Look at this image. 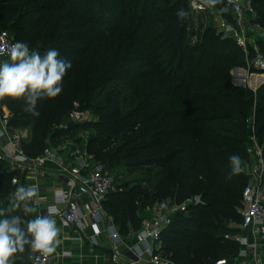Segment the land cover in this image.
I'll return each mask as SVG.
<instances>
[{
	"label": "trees",
	"instance_id": "obj_1",
	"mask_svg": "<svg viewBox=\"0 0 264 264\" xmlns=\"http://www.w3.org/2000/svg\"><path fill=\"white\" fill-rule=\"evenodd\" d=\"M87 3L102 8L92 7L87 15ZM250 7L257 15L255 23L264 29V0H250ZM181 8L189 12L186 19L177 16ZM98 11L112 14V21L107 23L105 14L96 15ZM192 13L189 0H1L0 30H8L15 41L41 55L55 48L72 62L62 93L38 102L39 117L23 111L22 100L4 98L1 103L9 111L8 125L28 131L23 140L28 156L65 138L78 143L80 129L89 127L97 135L88 140L87 151L107 171L125 158L148 154L145 164L153 165L157 176L151 191L139 185L110 190L105 211L127 238L151 214L152 208L142 211L147 202H180L198 195L202 204L176 213L162 232L160 253L170 264H216L239 253L238 242L227 234L240 232L239 227L219 219L237 215L247 181L241 173L230 175V156L247 161L252 135L264 155V94L257 100L246 87L231 82V69L244 63V51L234 40L209 28L200 40L191 41ZM258 52L264 55L263 43H258ZM156 75L160 80L153 88L145 80ZM115 81L119 85L108 89L107 84ZM135 83H140L136 94L149 98L143 109L153 108L140 121H131L134 114H120V86ZM75 104L90 107L96 119L70 121ZM251 108L253 132L248 136ZM123 131L133 138L113 147L124 138ZM14 178L19 182L13 184ZM20 185H26L24 173L0 168V207H7L10 194ZM13 260L32 264L27 246Z\"/></svg>",
	"mask_w": 264,
	"mask_h": 264
},
{
	"label": "built area",
	"instance_id": "obj_2",
	"mask_svg": "<svg viewBox=\"0 0 264 264\" xmlns=\"http://www.w3.org/2000/svg\"><path fill=\"white\" fill-rule=\"evenodd\" d=\"M246 3L247 0H224L221 8L216 5L212 9L204 0H189V7L193 13L218 11L221 31L227 34L235 27L224 17L227 15L236 23L242 22ZM236 36L238 44L244 45L243 40ZM15 42L8 30H0V62L9 59L8 51ZM253 66L255 69H264V60L257 58ZM8 119L9 111L0 99V166L4 170L24 174L44 172L48 162L56 164L50 173L61 185L52 190L49 203L45 207L40 204L35 215L45 214L48 207L53 206L57 210L54 218L65 225L77 231L91 226L93 235L90 241L93 243L102 233H107L110 245L107 264H170L160 253L161 234L171 224L176 213H185L188 208L202 204L200 196H189L180 202L166 200L156 203L150 211V217L141 221L139 229L123 238L103 207L106 195L113 186V176L87 151V145L79 146L75 140L67 138L57 145L46 146L39 155L31 157L23 149L24 135L11 128ZM69 119L74 123L82 122L78 112H71ZM252 156L251 167H246L251 180L243 187L241 194L240 232L232 237L239 244V253L227 264H264L262 255L255 251L249 254L247 250L248 247L255 248L248 240L249 235L252 238L264 237V155L259 145L254 147ZM14 180L19 182L14 178L12 183ZM68 254L63 252L62 256ZM29 259L32 264H50L52 254L32 253L29 249Z\"/></svg>",
	"mask_w": 264,
	"mask_h": 264
},
{
	"label": "clouds",
	"instance_id": "obj_3",
	"mask_svg": "<svg viewBox=\"0 0 264 264\" xmlns=\"http://www.w3.org/2000/svg\"><path fill=\"white\" fill-rule=\"evenodd\" d=\"M221 2L204 0L212 9ZM177 16L186 19L189 12L181 8ZM8 56V60L0 62V99L22 100L23 111L39 117L38 102L54 99L62 93L63 78L72 67V62L61 58L55 48L41 55L38 51L30 50L23 41L12 44ZM229 161L230 175L243 171L239 155H231ZM44 199L39 195L38 185H20L10 194L7 207H0V264H14L13 258L17 254H24L26 246L32 253L39 252L46 256L56 251L61 231L54 218L56 208L49 206L45 214L28 218L37 213Z\"/></svg>",
	"mask_w": 264,
	"mask_h": 264
},
{
	"label": "rangeland",
	"instance_id": "obj_4",
	"mask_svg": "<svg viewBox=\"0 0 264 264\" xmlns=\"http://www.w3.org/2000/svg\"><path fill=\"white\" fill-rule=\"evenodd\" d=\"M1 1V0H0ZM87 7V8H86ZM92 7H95L96 11L98 9L102 8V5L96 4V6H93V4L87 3L85 8L87 11V15H90V11ZM100 7V8H99ZM98 8V9H97ZM98 16L102 17L105 13H101V11H98ZM199 12H194L191 14V27H190V39L192 42H196L201 39L203 33L205 30L212 28L215 33L222 34L223 38L228 37L235 41V43L241 47L244 51V63L243 65L239 67H235L231 69L230 71V80L233 84L246 87L250 92L254 94V98L258 100V98L262 97L264 94V69H255L254 68V62L257 58H261L264 60V55L260 54L258 52V43L264 44V29L255 23L256 19V12H254L250 7V0H247L246 3V9L245 13L243 14V21L242 22H235L233 19H231L230 16L224 17V20L228 23H231L235 30L225 34L221 31V23H220V14L218 11L214 10L213 12H201V18H196V14ZM106 15V16H105ZM105 18L107 23L112 21V14H105ZM236 35L240 37L244 45L238 44L236 41ZM250 48H253V52L249 50ZM117 46L113 45V50L116 52ZM122 53V52H121ZM120 53V54H121ZM117 60V59H116ZM6 61V60H5ZM117 72V71H116ZM118 74V72H117ZM120 76V74H118ZM243 76V77H242ZM160 80L159 75L154 76L153 78H149L148 80H145L148 85H152L154 88L157 86V82ZM142 83V82H140ZM140 83H135L131 86H123L121 85L120 88L122 89L120 94V100H121V116H126L129 114H134V118L132 120L140 121L144 118H146L148 115L152 113V109L150 108L148 110L143 109L146 105L149 103V98H146L144 95H137L136 91ZM114 84L119 83L117 81L108 83L107 88L110 89ZM146 93V91H145ZM144 96V98H143ZM162 98H159V101H162ZM264 103V100L262 101ZM140 105H142L140 107ZM254 108V107H253ZM251 108L248 110V121H247V129L248 131L251 130V134L253 132V116H254V109ZM78 112L80 113L82 122L85 121H94L96 117L93 115L91 108L88 107L87 109H80L79 105L75 104L73 109L69 112ZM68 114V116H69ZM81 122V123H82ZM144 125V124H142ZM138 125V129H142L143 126ZM79 139L78 141L79 146L85 147L88 145V140L91 137H94L97 135V132L94 128H83L79 131ZM122 135L123 139H118L115 142H113V147H118L120 145H124L126 141L133 138L131 132L129 131H123ZM122 137V136H121ZM119 137V138H121ZM25 139V138H24ZM75 139V138H74ZM73 139V140H74ZM66 140L63 139V141ZM249 143H247L249 148V158L247 161L242 162L243 171L241 174H243L246 178V184L250 182L251 176L248 175V172H246V167L249 165L251 167L252 160H253V150L254 147L259 145L256 141V138L252 135V137H249ZM62 142V141H61ZM51 144H48L50 146ZM262 147V145H259ZM130 147H128L125 151H128ZM148 157V154H144L135 158H125L120 163L113 166L112 169L109 170L110 174L113 176V186L111 188V191H116V189H130L132 187H135L139 185L142 190L146 192H150L154 183L156 182L157 176H154V173L156 171L155 167L153 165L145 164L147 162L146 158ZM1 168V167H0ZM155 169V170H154ZM155 204H150L147 202L143 208V213H149L152 206ZM142 217L144 215H141ZM150 214H146L143 218H149ZM221 223H226L229 225V227H236L240 223V212L239 208L237 209V215L234 217L226 218V219H219ZM228 235L234 237L236 236L235 232H228ZM28 249V248H27ZM29 252V249H28ZM217 262L216 264H218Z\"/></svg>",
	"mask_w": 264,
	"mask_h": 264
},
{
	"label": "crops",
	"instance_id": "obj_5",
	"mask_svg": "<svg viewBox=\"0 0 264 264\" xmlns=\"http://www.w3.org/2000/svg\"><path fill=\"white\" fill-rule=\"evenodd\" d=\"M200 14L197 13L195 15L197 19L202 17ZM6 110L8 109L6 108ZM17 130L25 138L27 137L28 131L26 129ZM55 166V163L48 162L44 172L31 171L24 174L25 184L28 186L38 185L39 195L45 197L40 203L42 207L49 203L52 190L61 185V182L50 173ZM0 167L2 168V166ZM34 216L35 213L32 214L31 218H34ZM56 222L61 229L59 234L60 243L52 254L50 264H107L110 254V245L106 237L107 233H102L97 238L96 243H93L90 241L93 235L91 226H87L83 231H77L75 228L65 225L61 220H56ZM248 240L255 245V248L248 247V253L251 254L255 251L256 254L264 257V237L252 238L249 235ZM63 252L69 253L68 256H62ZM235 257H226L220 260L218 264L231 263Z\"/></svg>",
	"mask_w": 264,
	"mask_h": 264
},
{
	"label": "water",
	"instance_id": "obj_6",
	"mask_svg": "<svg viewBox=\"0 0 264 264\" xmlns=\"http://www.w3.org/2000/svg\"><path fill=\"white\" fill-rule=\"evenodd\" d=\"M247 135H248V136H250V135H251V130H249V131H248Z\"/></svg>",
	"mask_w": 264,
	"mask_h": 264
},
{
	"label": "bare ground",
	"instance_id": "obj_7",
	"mask_svg": "<svg viewBox=\"0 0 264 264\" xmlns=\"http://www.w3.org/2000/svg\"><path fill=\"white\" fill-rule=\"evenodd\" d=\"M243 77V76H242Z\"/></svg>",
	"mask_w": 264,
	"mask_h": 264
}]
</instances>
